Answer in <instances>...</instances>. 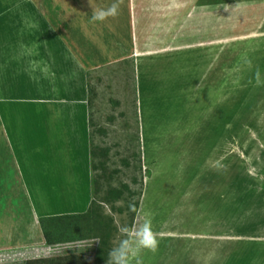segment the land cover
<instances>
[{
  "label": "rangeland",
  "instance_id": "obj_1",
  "mask_svg": "<svg viewBox=\"0 0 264 264\" xmlns=\"http://www.w3.org/2000/svg\"><path fill=\"white\" fill-rule=\"evenodd\" d=\"M137 5L138 45L153 52L86 75L85 126L76 103L66 128L57 125L64 117L52 116L61 105L32 104L37 96L79 94L42 91L33 67L4 82L8 68L0 67V107L20 112L7 138L19 163L8 162L0 177L20 192L2 201L17 204L25 186L39 213L82 215L70 220L68 240L0 254V264L70 255L98 264L96 256L108 259L117 245L118 229L145 214L158 247L141 254L143 264H264V0ZM130 25L120 0L101 44L94 41L91 64L111 60L114 36L130 52ZM109 193L119 196L108 200Z\"/></svg>",
  "mask_w": 264,
  "mask_h": 264
},
{
  "label": "crops",
  "instance_id": "obj_2",
  "mask_svg": "<svg viewBox=\"0 0 264 264\" xmlns=\"http://www.w3.org/2000/svg\"><path fill=\"white\" fill-rule=\"evenodd\" d=\"M93 3L95 6H108L107 0H93ZM126 5L129 9L132 31L130 52L123 53L124 40L114 36L112 41L114 46L111 45L112 49H109L110 53H113L111 60L100 65L91 64L92 47L101 44L99 41L102 32L108 31V20L104 23L91 21L92 8L89 0H0V67L8 68L7 72H10L8 75L6 72L9 78L3 75V81L11 80L13 74L23 73L22 68L33 67L36 84L40 82L42 91L60 89L65 93L72 91V96L79 94L77 100L73 97L68 100L57 95L51 99L43 96L34 97L32 102L34 109L48 104L47 102L61 105L62 113L59 115L56 111L52 116L64 117L62 122L58 119L57 125L61 124L66 128L70 127L74 115L70 105L76 103L84 113L85 126L87 109L83 97L87 86L83 87V81L86 75L103 65L107 66L109 63L116 65L128 59L133 61L141 55L153 52L141 49L138 45L133 22L136 17L137 0H126ZM113 19L116 17L109 18ZM106 34L111 35L108 32ZM94 41L97 44L94 45ZM102 50L106 51L104 47ZM79 82L80 90L77 88ZM3 92L5 93V90ZM1 97L4 98V95ZM3 103L4 105L0 107V177L3 174V177L6 176L8 162L16 167L19 163L14 152L10 151L7 138L11 139L10 129H18L20 112L13 106L8 108V104ZM38 111L48 116L49 111L43 109ZM7 156L11 157L5 162ZM16 188L14 183L5 185L3 181L0 182V254L35 248L42 251L46 247V242L39 223L40 218L81 214L76 210L56 211L52 214L39 213L25 186L18 187L23 192V200L14 203L15 205L10 200L3 202V197L11 194L12 189ZM25 211H29L28 217L24 214ZM262 238L264 239L261 237L260 240Z\"/></svg>",
  "mask_w": 264,
  "mask_h": 264
},
{
  "label": "clouds",
  "instance_id": "obj_3",
  "mask_svg": "<svg viewBox=\"0 0 264 264\" xmlns=\"http://www.w3.org/2000/svg\"><path fill=\"white\" fill-rule=\"evenodd\" d=\"M89 4L92 8L90 19L93 22L104 23L119 14L120 0H112L106 7L95 6L93 0H89ZM129 210L135 212L136 208L129 205ZM118 231L121 238L108 253L106 264H143V252H156L158 240L152 230L150 215L145 214L139 225L121 226Z\"/></svg>",
  "mask_w": 264,
  "mask_h": 264
},
{
  "label": "trees",
  "instance_id": "obj_4",
  "mask_svg": "<svg viewBox=\"0 0 264 264\" xmlns=\"http://www.w3.org/2000/svg\"><path fill=\"white\" fill-rule=\"evenodd\" d=\"M102 134L104 131H100ZM108 149L103 150L102 156L107 157ZM119 195H114L112 193L108 194V200L117 199ZM80 215H61L53 217H42L39 219V223L42 229V233L46 242V246L53 247L57 246L60 241L68 240L70 235L71 219L78 218ZM63 221L64 223H59ZM107 260V256L98 254L96 256V261L98 264L103 263ZM24 264H95L94 259L84 256H64L51 259H33L28 260Z\"/></svg>",
  "mask_w": 264,
  "mask_h": 264
}]
</instances>
